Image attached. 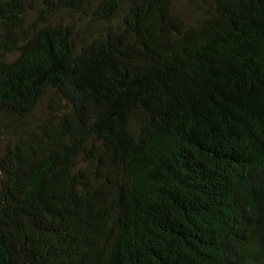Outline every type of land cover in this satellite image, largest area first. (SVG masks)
I'll list each match as a JSON object with an SVG mask.
<instances>
[{"label":"trees","instance_id":"1","mask_svg":"<svg viewBox=\"0 0 264 264\" xmlns=\"http://www.w3.org/2000/svg\"><path fill=\"white\" fill-rule=\"evenodd\" d=\"M0 264H264V0H0Z\"/></svg>","mask_w":264,"mask_h":264}]
</instances>
